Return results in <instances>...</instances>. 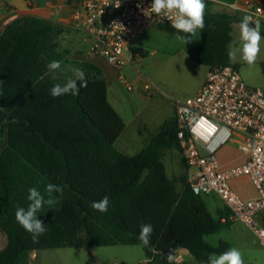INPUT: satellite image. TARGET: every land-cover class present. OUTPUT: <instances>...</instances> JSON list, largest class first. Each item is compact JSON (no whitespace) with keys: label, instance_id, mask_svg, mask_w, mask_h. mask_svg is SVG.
I'll return each instance as SVG.
<instances>
[{"label":"trees","instance_id":"16d2710c","mask_svg":"<svg viewBox=\"0 0 264 264\" xmlns=\"http://www.w3.org/2000/svg\"><path fill=\"white\" fill-rule=\"evenodd\" d=\"M205 4L201 41L190 56L210 69L233 66L228 45L236 18L213 13L210 0ZM71 33L80 31L23 16L0 35V230L7 238L0 264H30L31 253L50 249L142 246L141 224L153 226L150 245L142 246L154 257L152 264H168L163 252L175 242V250H188L200 264L233 248L205 239L231 226L229 209L210 211L206 195L187 185L184 160L182 175L167 174L166 151L180 150L175 115L141 151H121L126 123L109 101L103 70L72 58L75 50L66 37ZM53 60L62 62L55 73L46 67ZM72 67L84 70L87 87L77 96L53 98L50 89L66 83ZM48 183L63 191L54 193L58 203L38 214L47 231L33 243L15 211L27 208L29 188L44 193ZM104 196L110 199L108 211L93 210L91 203Z\"/></svg>","mask_w":264,"mask_h":264},{"label":"built area","instance_id":"2783aa9c","mask_svg":"<svg viewBox=\"0 0 264 264\" xmlns=\"http://www.w3.org/2000/svg\"><path fill=\"white\" fill-rule=\"evenodd\" d=\"M81 10L75 13V28L92 37L91 53L104 58L118 71L131 63L140 64L141 55L133 45L153 26H171V19L157 16L149 9L152 0H75ZM232 8L253 21L264 17V3L247 0ZM128 91L133 84L120 75ZM144 92L152 96L160 91L145 78ZM179 149L187 166V185L197 195H217L230 211V219L243 222L264 247V227L258 216L264 211V88L249 86L233 66L210 69L199 92L173 101ZM234 141L247 161L224 169L217 157L219 149ZM248 176L258 198L244 200L232 188L231 180ZM31 253V260L36 256ZM150 262L154 257L149 258ZM30 260V264H31Z\"/></svg>","mask_w":264,"mask_h":264},{"label":"crops","instance_id":"0c3cea01","mask_svg":"<svg viewBox=\"0 0 264 264\" xmlns=\"http://www.w3.org/2000/svg\"><path fill=\"white\" fill-rule=\"evenodd\" d=\"M210 1L212 2L213 13L231 15L236 18V21L232 24V35L234 37L236 32L239 33V21L244 17V14L236 12L232 8V5H243L247 0ZM251 1L258 4L264 3V0ZM80 10L81 7L75 0H0V35L12 22L23 16H37L61 27L75 28L74 15ZM260 25L261 29L264 28V17L260 20ZM80 33H84L87 36L84 37L85 40L80 46L82 50L79 51L82 54L84 53V55L82 58L78 57L77 60L94 63L103 70L108 83L109 101L126 123V130L120 140L126 137V149H134V152L120 149L127 154H135L141 151L155 135L161 132L165 124L174 118L175 108L173 101L195 96L206 82L210 71L209 67L197 63L190 56V50L201 41V33L199 30L198 34H200V38L192 45L184 43L183 39H181L184 35L180 32H170L155 26L149 28L132 47L134 53L142 56L140 64L131 63L122 71H118L107 60H104V58L94 57L91 53L92 37L83 31H80ZM148 58H153L152 66L155 80L152 81H154L160 89L158 93L152 96H148L142 88L145 78L151 80V78L145 74L142 65L143 61ZM236 68L239 71V68ZM120 75H124L129 79L134 86L133 91L127 90L120 80ZM169 151L171 150L166 151L164 156L166 171L170 178H178L185 172V169L177 168L175 164L174 169H172L174 173L173 171L171 172L165 159ZM178 153L183 162L180 150H178ZM217 157L224 169L232 166H239L247 161V156L239 151L234 141L223 145L219 149ZM231 186L244 200H254L258 198V192L248 176L232 179ZM208 196L211 198H207L206 195L204 199L212 213L216 214L218 210L225 207L224 202L217 195L211 194ZM231 221V226L224 229L230 232L228 237H220L219 243L221 241H226L235 248V245H237L238 248L248 246V243L244 240V236L238 229L240 224L244 227H246V225L237 220ZM63 249L64 248L50 250H53L55 252V257H58L60 253L64 252ZM77 250H79V252L88 250L86 251L87 253L84 257L83 264H103L104 259L98 251L99 248L86 247ZM39 252L35 253L36 256L32 258V260L40 258ZM143 252L141 253L138 251L137 255L126 259L125 263L152 264L146 252ZM173 255L176 257L175 264H182L184 262H188L189 264H200L194 260V257L188 250L177 249L173 252ZM45 257L49 259V263L46 262V264H72L64 260L61 256L63 262L58 259L51 260V255ZM90 260L93 261L90 262ZM244 264L256 263L253 261H244Z\"/></svg>","mask_w":264,"mask_h":264},{"label":"clouds","instance_id":"9594fccd","mask_svg":"<svg viewBox=\"0 0 264 264\" xmlns=\"http://www.w3.org/2000/svg\"><path fill=\"white\" fill-rule=\"evenodd\" d=\"M115 6L120 7V0H115ZM205 0H152L149 9L145 10L157 16H166L171 19V26L177 32H182L186 35L181 37L184 43H190L192 40H198V30L205 27ZM254 24L255 27H250ZM239 47H234L237 41L233 40L229 43L228 57L230 61H235L237 53H240V58L247 65H254L261 51V42L264 36L261 34V25L259 21H253L251 15H245L239 22ZM61 61H50L46 67L50 72L55 73L61 69ZM73 76L68 78L63 85L55 84L50 89V95L53 98H59L64 95L71 94L77 96L80 88L87 87V79L83 69L72 67ZM55 78V77H54ZM79 82V85H78ZM63 189L59 185L48 183L45 186L44 193H41L38 187L28 189L27 200L29 201L27 208L17 207L15 211V219L18 224L29 234L33 243H38L39 238L45 234L47 228L42 220L38 219V214L43 213L45 206L50 209L56 203L57 199L54 193H60ZM47 197V198H46ZM110 199L104 196L99 201H93L91 208L100 213L108 211ZM153 226L151 224H141L138 239L141 245L147 247L150 245ZM264 243V242H262ZM168 264H175L176 257L169 253L167 256ZM202 264H244L243 256L238 248H229L220 254H210L207 260Z\"/></svg>","mask_w":264,"mask_h":264},{"label":"rangeland","instance_id":"374dc122","mask_svg":"<svg viewBox=\"0 0 264 264\" xmlns=\"http://www.w3.org/2000/svg\"><path fill=\"white\" fill-rule=\"evenodd\" d=\"M179 33V32H178ZM200 35V34H198ZM84 33H71L67 35V41H69L75 50V54L72 55L73 59L82 58L84 53H80L79 51L81 44L85 40ZM234 40L237 41V44L234 47H239V33L236 32L234 35ZM197 40H192L189 44H194ZM103 59V58H102ZM105 60V59H104ZM153 58H148L145 61H143V70L147 76L151 78V80H155L153 75ZM233 66L236 68H239V74L244 79V81L253 88H264V40L261 42V51L259 53L258 59L256 60L254 65H247L245 62H243L240 58V53H237L236 60L233 62ZM237 69V68H236ZM135 127V126H134ZM127 141L126 137H123L118 142V148L121 150H129L133 151L134 149H126L125 142ZM134 152V151H133ZM137 152V151H136ZM166 161L169 165V168L171 169V172L174 169L175 164L176 167L182 169L183 162L182 159L179 156L178 150H171L167 152L166 154ZM174 173V171H173ZM207 198H211L207 195ZM258 221L261 224V226L264 227V211L261 212L258 216ZM238 227V226H237ZM240 233L244 236L245 242H247L248 246L246 247H239L237 245L236 248H238L243 256L244 261H253L256 264H264V247L261 244V241L259 237L247 226H239L238 228ZM228 230H224L220 234L215 235H209L206 236V241L210 243L213 246H217L219 243L220 237L227 238L229 235ZM6 235L0 230V250H2L6 245ZM64 252L60 253L59 255L66 260L67 262H70L72 264H83L84 257L86 256V251L83 250V252H79V250L75 248H64ZM100 255L104 259L103 264H126L125 260L129 259L132 256L137 255L138 251L143 252L145 251L142 246H127V245H117V246H109V247H99ZM57 253V252H56ZM144 253V252H143ZM39 257L31 260V264H46L49 263V259L45 256L51 255V260L58 259L61 260L60 256L55 257V252L53 250H43L39 252ZM58 255V254H57ZM182 264H189L188 262H184Z\"/></svg>","mask_w":264,"mask_h":264},{"label":"water","instance_id":"95a60500","mask_svg":"<svg viewBox=\"0 0 264 264\" xmlns=\"http://www.w3.org/2000/svg\"><path fill=\"white\" fill-rule=\"evenodd\" d=\"M239 22H240V21H239ZM250 27H255V25H254V24H250ZM177 247H178V242H175V243H173L172 245H170L169 247H167V248L164 250V252H163L164 256L167 257L169 253H172V254H173V252L175 251V249H176Z\"/></svg>","mask_w":264,"mask_h":264}]
</instances>
